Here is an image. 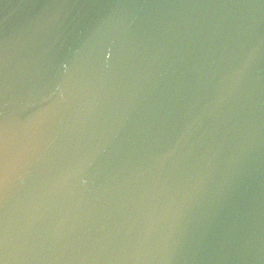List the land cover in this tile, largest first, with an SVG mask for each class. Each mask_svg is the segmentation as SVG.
<instances>
[{"label": "water", "instance_id": "95a60500", "mask_svg": "<svg viewBox=\"0 0 264 264\" xmlns=\"http://www.w3.org/2000/svg\"><path fill=\"white\" fill-rule=\"evenodd\" d=\"M0 264H264V0H0Z\"/></svg>", "mask_w": 264, "mask_h": 264}]
</instances>
